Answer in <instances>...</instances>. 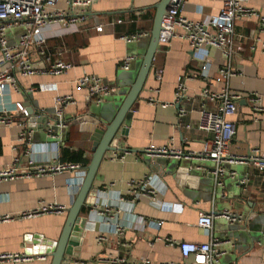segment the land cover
Returning a JSON list of instances; mask_svg holds the SVG:
<instances>
[{
  "label": "crops",
  "instance_id": "crops-1",
  "mask_svg": "<svg viewBox=\"0 0 264 264\" xmlns=\"http://www.w3.org/2000/svg\"><path fill=\"white\" fill-rule=\"evenodd\" d=\"M160 1L95 0L87 21L78 31L48 27L46 33L50 37L46 48L51 61L63 59L72 66L56 75L18 76L9 95L0 99V108L5 102L8 106L24 103L28 111L35 112L31 116L37 117L38 121L33 124L30 117L26 120L21 116L11 126L0 124V168L12 166L16 157H20L21 165H27L33 159L35 163L72 161L83 166L81 173L66 170L0 182V215L13 216L0 222V252L22 253L28 247L34 255L25 261L0 264L52 263L50 252L33 248L36 245L39 249L48 248L46 243L59 240L68 210L93 158L94 128L105 127V123L96 122V117L91 114L97 103L90 100L87 88L77 87L76 80L85 73L102 77L112 88L106 97L116 91H127L140 70L151 36L155 5ZM245 5L264 16V0H246ZM221 6L222 0H188L182 13L196 21L217 15ZM99 25L103 26L102 31L96 30ZM139 31H147L150 35L130 42L122 38ZM22 32V27L11 28L7 33L9 41L17 43ZM178 33L183 30L179 28ZM263 41L260 20L253 16L236 20L235 53L230 60L217 47L194 51L188 40L180 36L172 38L169 44H159L152 68L132 107L130 123L126 125L128 134L113 140V149L105 153L87 205L81 210L80 215L87 218L81 243L74 247L72 255H66L68 259L62 264H110L99 259L101 257L126 258L129 264L143 260L156 264H183L179 246L168 243L166 238L208 242L212 235L220 240L214 264H262L264 172L253 163L228 164L230 174L226 175L223 186L217 184L211 173L214 163L199 156L213 134L199 129L197 124L203 103L212 109L218 105L217 101L202 100L200 92L205 88L220 91L228 87L231 93L241 95L237 112L230 116L236 124V135L229 154L245 156L255 149L264 151V111L255 112L249 101L251 94L257 93L261 98L260 105L264 107ZM127 57L132 60L125 69L122 64ZM206 59L211 65V78L208 79L201 76ZM33 62L37 66L48 64L45 58L36 54H33ZM156 68L162 70L160 80ZM221 69L233 73L227 82L215 79ZM180 76L184 77L186 92L185 98L177 102L176 85ZM39 84L53 85L57 89L30 90ZM58 94H71L76 101L64 110L67 126L56 123L55 98ZM181 108L186 109L182 119L179 117ZM82 120L86 121L83 125ZM48 127L56 137L48 135ZM28 129L31 131L29 144L19 139ZM152 144L182 150L185 155L175 158L150 156L144 149ZM29 147H33L31 152H27ZM74 152H81L89 163L71 160ZM114 152L124 156L115 157ZM166 165L174 168L166 171ZM145 177L149 178L155 194L134 197L131 181ZM242 180H246L243 185L240 184ZM42 200L64 204L67 210L32 218L20 216L21 212L36 207ZM106 206L110 210L106 211ZM226 209L246 215L244 220L234 223L235 230L229 232L226 231L229 222L219 216ZM200 211L217 213L212 234L198 226ZM99 236L104 240L99 241Z\"/></svg>",
  "mask_w": 264,
  "mask_h": 264
},
{
  "label": "built area",
  "instance_id": "built-area-1",
  "mask_svg": "<svg viewBox=\"0 0 264 264\" xmlns=\"http://www.w3.org/2000/svg\"><path fill=\"white\" fill-rule=\"evenodd\" d=\"M188 0H170L167 13L162 20V29L159 34V44H169L172 38L180 36L188 40L191 49L199 51L205 47L213 46L220 48L225 58L230 60L235 53V23L238 18L258 17L260 27L264 30V16L256 10L245 5L246 0H222V6L217 15L206 16L201 20H191L187 18L182 9ZM0 0V99L9 95L11 88L17 84L18 76L29 77L34 74H61L66 72L72 64L63 59L51 61V55L48 54L46 43L50 37L48 35V27L58 26L60 31L66 30L78 31L81 24L88 19V11L93 6L95 0ZM19 26L23 28L20 39L17 43H11L8 39V31ZM181 28L183 33L179 34L178 29ZM103 26L96 27L97 31H102ZM66 33V32H65ZM64 34V33H63ZM147 31H139L130 35H124L122 38L126 41L139 40L144 36H149ZM264 47V41H263ZM33 54L38 57L45 58L47 65L37 66L33 62ZM46 56V57H44ZM132 57H127L123 61V68H129ZM210 61L205 60L201 68V76L203 78H211ZM157 78H162V70L156 68ZM233 73L228 69H221L219 75L215 78L217 81H228ZM78 88H87L90 100L97 104L102 102L106 96L111 94L112 88L108 82L102 77L94 74H83L77 80ZM57 89L56 86L49 84H39L31 87V91ZM177 102L185 98L186 85L184 77L180 76L176 85ZM202 100L217 101L216 108H207L205 103L199 113L198 128L213 134V138L206 142L203 150L199 153L200 158L210 160L214 163L211 168L217 184L222 185L225 177L230 172L227 171L228 164L240 162L253 163L259 170L264 172V151L255 149L253 153L245 156H235L229 154L232 140L236 135V124L230 119L238 109V102L241 95L231 93L228 87L220 91H211L208 88L200 92ZM260 96L257 93L251 94L249 101L253 105L255 112L264 111V107L260 105ZM76 103L71 94H58L55 98V109L57 112L56 123L59 126H67V120L64 117V110L69 104ZM186 115V109L181 108L179 117L182 119ZM24 117H30L29 111L22 102H15L13 106L5 103L0 108V124L11 126L14 121ZM86 121L82 120V125ZM38 124V121H33ZM190 127V125H187ZM48 135L56 137L51 127ZM32 130V129H31ZM19 139L28 144L31 141V131L25 130L20 134ZM33 147H29L27 152H31ZM148 154L159 153L168 157H181L185 153L182 150L170 148L167 146L148 145L144 149ZM125 154V152H124ZM114 156L120 155L114 152ZM20 157L14 159L12 166L0 168V182L13 180L18 177H32L53 175L62 173L66 170L82 171V164L72 161H51L35 163L33 159L27 165H21ZM234 174L233 172H231ZM246 180L240 182L245 184ZM131 193L134 197L152 196L155 190L151 188L148 177L140 180L131 181ZM137 195V196H136ZM67 210V206L58 202L40 201L34 207L21 212L20 216L32 218L47 213H63ZM108 211L110 208L105 207ZM217 213L214 211H200L198 216V226L212 234L214 219ZM230 223L240 222L245 219L244 213L235 212L233 210H223L219 213ZM11 214H1L0 222L12 219ZM156 224V223H155ZM159 225V223L157 224ZM99 241H103L104 237L99 236ZM170 244L179 246L182 263L190 264H214L215 257L218 255L217 246L220 244L219 238L214 235L208 242L180 241L174 238H166ZM30 248L27 247L25 252L12 253L0 252V263L4 261L21 262L34 257L30 254ZM106 260L110 264H129L126 258H99ZM138 264H156L150 260H143ZM163 264H176L175 262H167ZM264 264V260L262 262Z\"/></svg>",
  "mask_w": 264,
  "mask_h": 264
},
{
  "label": "water",
  "instance_id": "water-1",
  "mask_svg": "<svg viewBox=\"0 0 264 264\" xmlns=\"http://www.w3.org/2000/svg\"><path fill=\"white\" fill-rule=\"evenodd\" d=\"M169 3L170 0H161L155 5L156 12L151 30V36L148 39V47L145 55L143 56V61L134 83L127 91H125L126 89L123 91H116L112 93L110 97H105L104 99H106L107 102L98 103L93 110L94 114L91 113L93 117H96V122L98 121V123H105L103 124L105 127L98 125L96 128H94L92 133V140L94 141L95 145L93 148V158L88 165L85 179L77 193L75 201L68 210L69 214L64 230L57 242L46 243L48 248L45 246L39 249L38 245L33 248L34 250H40L41 252H50L53 256L51 264H62L64 260L68 259L66 255H72L74 247L79 246L81 243V235L87 221V218L80 215L81 210L87 205L89 195L91 194V190L93 188L94 180L97 176L100 163L105 157V153L113 149V140L116 136L124 137L128 134V126L126 125L130 123L132 107L134 106V103L137 100L152 68L153 59L159 46V34L162 29V20L164 15L167 13ZM101 110H108V114L106 115L104 112H101ZM29 114L31 118H29V120H31V122L37 121V117L31 116L32 114H35V112L29 111ZM26 120H28V117H26ZM150 156L168 157L159 153H151ZM157 162V165L161 166L159 161ZM166 162H169V160ZM153 167L156 168V164H153ZM165 167L166 171H171L174 168L167 165ZM199 167L203 166L199 165ZM233 224L234 223L230 222L227 224V232L235 230ZM27 252L30 253L31 250Z\"/></svg>",
  "mask_w": 264,
  "mask_h": 264
},
{
  "label": "trees",
  "instance_id": "trees-1",
  "mask_svg": "<svg viewBox=\"0 0 264 264\" xmlns=\"http://www.w3.org/2000/svg\"><path fill=\"white\" fill-rule=\"evenodd\" d=\"M154 18V16L152 17V19ZM65 153H69L68 151H66ZM71 160H77L80 162H83L85 165H87L89 163V161H86L83 157H82V153L81 152H74L71 154L70 157Z\"/></svg>",
  "mask_w": 264,
  "mask_h": 264
},
{
  "label": "rangeland",
  "instance_id": "rangeland-1",
  "mask_svg": "<svg viewBox=\"0 0 264 264\" xmlns=\"http://www.w3.org/2000/svg\"><path fill=\"white\" fill-rule=\"evenodd\" d=\"M101 112H104L106 115L108 114V110H101Z\"/></svg>",
  "mask_w": 264,
  "mask_h": 264
}]
</instances>
